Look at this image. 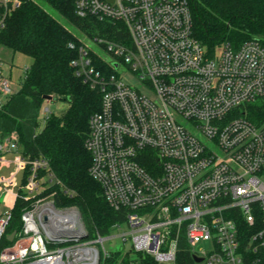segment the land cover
<instances>
[{
	"label": "built area",
	"instance_id": "built-area-1",
	"mask_svg": "<svg viewBox=\"0 0 264 264\" xmlns=\"http://www.w3.org/2000/svg\"><path fill=\"white\" fill-rule=\"evenodd\" d=\"M20 3L0 0L7 9ZM74 3L80 18L116 27L69 48L76 76L103 94L89 122L90 174L127 217L102 236L77 207L41 197L55 181L50 163L25 155L13 132L0 141V169L11 167L0 191L13 190L0 237L16 199L32 202L0 264H101V253L110 255L105 241L118 237L160 264H175L182 237L200 263L264 264V126L240 112L264 97L262 42L209 53L194 35L189 0ZM15 86L0 61V93L9 97ZM201 242L211 248L196 250Z\"/></svg>",
	"mask_w": 264,
	"mask_h": 264
},
{
	"label": "trees",
	"instance_id": "trees-1",
	"mask_svg": "<svg viewBox=\"0 0 264 264\" xmlns=\"http://www.w3.org/2000/svg\"><path fill=\"white\" fill-rule=\"evenodd\" d=\"M75 29L89 35L113 36L116 27L96 19L80 18L74 0H43ZM194 35L213 54L218 46L239 47L252 39L264 45V0H189ZM0 45L33 58L20 88L0 105V141L13 132L20 138L25 155L48 159L54 183L41 194L52 195L58 207H77L90 233L108 236L115 223L124 222L126 210L114 209L104 196L102 185L90 174L93 162L87 147L90 118L101 109L103 94L78 78L71 66L76 56L69 42L77 34L35 0H21L8 9L0 4ZM60 100L68 104L60 114L42 116L45 103ZM241 114L264 126V97L242 106ZM70 192V193H65ZM32 200L18 197L11 218L0 237V253L12 246L24 228L23 214ZM17 232L14 241L8 236ZM160 264L153 256L134 249L101 253L105 264ZM101 263V264H102ZM175 264L198 263L185 237L178 244Z\"/></svg>",
	"mask_w": 264,
	"mask_h": 264
},
{
	"label": "rangeland",
	"instance_id": "rangeland-1",
	"mask_svg": "<svg viewBox=\"0 0 264 264\" xmlns=\"http://www.w3.org/2000/svg\"><path fill=\"white\" fill-rule=\"evenodd\" d=\"M42 7H44L47 11H49L54 17H56L60 22L65 24L68 28H70L73 32L77 34L78 40H87L88 38L85 33L80 30L75 29L60 13L54 10L49 4L44 2L43 0H35ZM91 46L97 48V46L91 42ZM0 61L4 64V73L6 75H10L12 73V79L15 81L17 87L21 85V82L24 79L26 74V68L30 67L33 58L25 55L20 52H14L12 49L0 45ZM7 96L3 97L1 101H5ZM68 104L64 101L60 100H48L45 103V106L42 111V116L51 115V114H60L64 110H66ZM44 118V117H43ZM9 169H4L3 173L6 175L9 174ZM9 190L4 189L0 191V217L6 216L8 207L13 203V198L9 199ZM8 201V203H7ZM7 204H10L9 206ZM123 228H127L126 225ZM105 249L109 252L123 250L127 251L131 248V241H123L119 237L110 239L105 241ZM194 248L199 251H205L211 248V244L209 242H201L197 245H194Z\"/></svg>",
	"mask_w": 264,
	"mask_h": 264
},
{
	"label": "crops",
	"instance_id": "crops-1",
	"mask_svg": "<svg viewBox=\"0 0 264 264\" xmlns=\"http://www.w3.org/2000/svg\"><path fill=\"white\" fill-rule=\"evenodd\" d=\"M11 77H12V73H11ZM15 88H16V90H19V88H20V86H18L17 87V85L15 86ZM3 97H5V95H3V94H1L0 93V102H5L7 99H8V96H7V99L5 100V101H1L2 100V98ZM6 155V157L7 158H10V159H12L13 158V153H7V154H5ZM4 169H9L10 171H11V167H9L8 165H5V166H2V168L0 169V179L2 178V177H6L7 175L5 174V173H3V171H4ZM10 173V172H9ZM4 189H7V190H9V199H12L13 198V196H12V193L11 192H13V190L11 189V188H4ZM3 189V190H4ZM13 200V199H12ZM7 203H8V201H7ZM8 205V204H7ZM1 218V217H0Z\"/></svg>",
	"mask_w": 264,
	"mask_h": 264
},
{
	"label": "water",
	"instance_id": "water-1",
	"mask_svg": "<svg viewBox=\"0 0 264 264\" xmlns=\"http://www.w3.org/2000/svg\"><path fill=\"white\" fill-rule=\"evenodd\" d=\"M46 99L47 100H50L51 99V96H47ZM16 235H17V232L14 231L11 235L8 236V240L9 241H14ZM195 260H196V262L200 263V262L203 261V258H201V257H195Z\"/></svg>",
	"mask_w": 264,
	"mask_h": 264
}]
</instances>
